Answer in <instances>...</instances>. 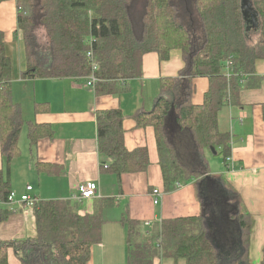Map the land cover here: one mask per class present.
Returning a JSON list of instances; mask_svg holds the SVG:
<instances>
[{"label": "trees", "instance_id": "16d2710c", "mask_svg": "<svg viewBox=\"0 0 264 264\" xmlns=\"http://www.w3.org/2000/svg\"><path fill=\"white\" fill-rule=\"evenodd\" d=\"M15 2L14 37L22 41L25 53L21 79L85 78L91 74L95 93L118 95L128 89L129 80L141 75L145 53L155 52L162 61L171 50H180L183 65L177 75L161 78V93L152 108L135 115L138 125H150L155 131L164 192L206 175L205 151L223 161L229 157V135L219 129V112L238 105L240 92L260 83L255 63L264 59V0H250L251 14L257 21L253 30L246 28L249 17L244 18L242 0ZM197 77L208 79L200 104L191 101L193 79ZM172 109L173 133L185 152L198 157V169L181 160L175 141L167 134L165 120ZM262 116L264 119V103ZM123 118L120 107L95 112L99 169L113 173L119 183L122 174L143 172L149 166L145 147H125ZM23 127L29 150L40 138L52 134L47 124L25 122L12 98L11 62L0 30V143L4 159L0 169V223L12 213L5 207L12 192L10 163L19 155ZM47 167L52 168L35 162L38 171ZM235 196L228 200L237 202ZM113 203L112 198H103L91 213L81 214L84 200L37 199L32 206L35 236L0 239V264H8L9 248L20 264H87L92 245L101 237L103 207ZM240 208L233 214L239 248L228 255H223L212 238L203 213L163 219L150 234L138 221L122 215L127 247L124 264H152L156 257L170 264H250V215ZM260 264H264V247Z\"/></svg>", "mask_w": 264, "mask_h": 264}, {"label": "crops", "instance_id": "0c3cea01", "mask_svg": "<svg viewBox=\"0 0 264 264\" xmlns=\"http://www.w3.org/2000/svg\"><path fill=\"white\" fill-rule=\"evenodd\" d=\"M244 18L246 20L247 16ZM256 27L248 18L246 28ZM15 29L16 2L1 1L0 30L11 62L12 98L19 104L25 122L47 124L52 134L40 138L29 150L26 127L20 133L19 155L10 163V184L15 196L5 205L12 213L0 223L1 240L36 234L32 207L20 202V195L27 193V186L32 187L28 194L37 199H72L79 184L95 182L96 196L84 200L80 213H91L95 203L103 198L110 197L114 203L103 207L101 237L92 245L87 264L125 263L126 226L120 221L122 215L138 221L141 229L150 234L157 231L163 219L203 213L212 238L223 255H228L239 248V229L233 215L238 207L250 215L249 262L260 264L264 247V59L255 63V76L261 78L258 86L241 91L238 105L226 106L219 112V129L229 135L233 167L219 156L214 169L208 168L209 172L200 180L192 179L166 193L155 131L150 125H138L135 115L152 108L161 93V78L177 75L183 65L180 50H171L169 57L162 61L155 52L145 53L141 58L142 73L128 81L127 90L118 95H98L93 87L86 85L83 77L21 79L25 53L22 41L14 37ZM207 88V78H194L191 101L202 103ZM116 107H120L124 115L125 147L128 150L145 147L149 158L145 171L124 173L120 183L113 173L100 171L96 142V110ZM35 162L52 168L38 171ZM3 167L0 143V169ZM19 172L23 179L16 181ZM155 189L160 192L157 204L153 203ZM213 189L221 192L217 205L213 202ZM234 193L237 202L228 200ZM7 263L20 264L11 248L7 251ZM152 264L169 263L156 257Z\"/></svg>", "mask_w": 264, "mask_h": 264}, {"label": "rangeland", "instance_id": "374dc122", "mask_svg": "<svg viewBox=\"0 0 264 264\" xmlns=\"http://www.w3.org/2000/svg\"><path fill=\"white\" fill-rule=\"evenodd\" d=\"M248 4H249V6H248ZM242 5H243V13H245V8L251 10L250 0H242ZM174 116H175L174 109H172L171 112L168 114L166 120H165V126L167 129V134L171 140L175 141V144L177 145V149H178L179 156H180L181 160L183 162H185L186 164H188L189 166L198 169L200 166V161H199L198 157H196L190 153L185 152V147H182V144H180L177 141V139L173 133L174 128L171 124V120ZM204 155H205V159L207 160L206 165L208 166V168L214 169V165L217 164V161L219 160L218 159L219 156H213L209 151H205ZM21 179H23V175L21 172H19L16 181H19ZM216 191H217L216 189H213V195H214L213 202L217 205L220 202L219 194L221 192H219V191L216 192Z\"/></svg>", "mask_w": 264, "mask_h": 264}, {"label": "built area", "instance_id": "2783aa9c", "mask_svg": "<svg viewBox=\"0 0 264 264\" xmlns=\"http://www.w3.org/2000/svg\"><path fill=\"white\" fill-rule=\"evenodd\" d=\"M93 69H95V67H93ZM85 79H86V85L93 87V82L95 81V77L90 74L89 76L85 77ZM226 162H228L230 166L233 167L230 157L226 158ZM31 188H32L31 186H27L26 187L27 193L20 195V202L23 204V206L29 207V208L32 207L34 202L37 200L36 197L28 194ZM96 193H97V185L95 182L82 183L78 185L77 193L76 195L72 197V200L73 199L74 200H87V199L95 197ZM152 193H153V203L157 204L159 201L160 192L155 189L152 191ZM14 196H15L14 192H11L8 197L9 202L13 201Z\"/></svg>", "mask_w": 264, "mask_h": 264}, {"label": "water", "instance_id": "95a60500", "mask_svg": "<svg viewBox=\"0 0 264 264\" xmlns=\"http://www.w3.org/2000/svg\"><path fill=\"white\" fill-rule=\"evenodd\" d=\"M248 6H249V4H248ZM244 15L247 16V17H249V18H251V23H252L253 26H256L257 25L256 16H255V14H251V10L250 9L245 8Z\"/></svg>", "mask_w": 264, "mask_h": 264}, {"label": "bare ground", "instance_id": "6f19581e", "mask_svg": "<svg viewBox=\"0 0 264 264\" xmlns=\"http://www.w3.org/2000/svg\"><path fill=\"white\" fill-rule=\"evenodd\" d=\"M222 139V138H221ZM224 140V139H223ZM226 140V139H225ZM227 142V141H226ZM223 183V182H222ZM119 194V193H118ZM122 194V193H121ZM236 197V196H235ZM238 198V197H237ZM235 199V198H234ZM241 209V208H240ZM243 209V208H242ZM126 214H127V212H126ZM249 218V217H248ZM249 220V219H248ZM135 221V220H134ZM136 223V222H135ZM156 223V222H155ZM163 226V225H162ZM162 237V236H161ZM149 239V238H148ZM157 239V238H156ZM143 243V242H142ZM173 262V261H172ZM176 262H177V260H176ZM170 264V263H169Z\"/></svg>", "mask_w": 264, "mask_h": 264}]
</instances>
